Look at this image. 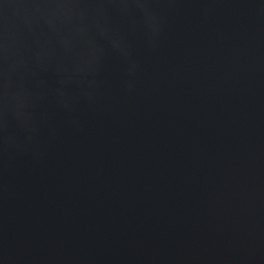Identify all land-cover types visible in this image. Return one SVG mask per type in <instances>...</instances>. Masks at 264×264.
Wrapping results in <instances>:
<instances>
[{"label": "water", "instance_id": "1", "mask_svg": "<svg viewBox=\"0 0 264 264\" xmlns=\"http://www.w3.org/2000/svg\"><path fill=\"white\" fill-rule=\"evenodd\" d=\"M0 264H264V0H0Z\"/></svg>", "mask_w": 264, "mask_h": 264}, {"label": "bare ground", "instance_id": "2", "mask_svg": "<svg viewBox=\"0 0 264 264\" xmlns=\"http://www.w3.org/2000/svg\"><path fill=\"white\" fill-rule=\"evenodd\" d=\"M90 32H91V31H90ZM90 32L88 31V32H87V34H89V35H90ZM108 32H109L108 34L111 36V35H112V32H113V30H111V29H110ZM116 32H118V30H117ZM90 37H91V36H90ZM87 38H88V37H87ZM108 38H109V39H111L109 36H108Z\"/></svg>", "mask_w": 264, "mask_h": 264}]
</instances>
